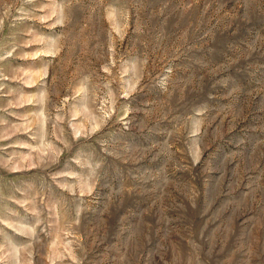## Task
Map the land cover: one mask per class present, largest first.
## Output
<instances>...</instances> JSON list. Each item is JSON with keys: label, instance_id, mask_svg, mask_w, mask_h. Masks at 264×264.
I'll use <instances>...</instances> for the list:
<instances>
[{"label": "rangeland", "instance_id": "rangeland-1", "mask_svg": "<svg viewBox=\"0 0 264 264\" xmlns=\"http://www.w3.org/2000/svg\"><path fill=\"white\" fill-rule=\"evenodd\" d=\"M0 264H264V0H0Z\"/></svg>", "mask_w": 264, "mask_h": 264}]
</instances>
